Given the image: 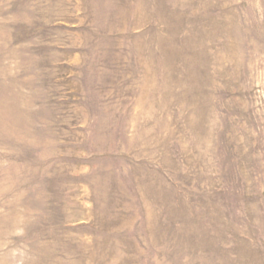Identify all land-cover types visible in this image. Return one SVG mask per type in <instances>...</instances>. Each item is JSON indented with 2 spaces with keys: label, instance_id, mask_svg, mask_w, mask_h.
<instances>
[{
  "label": "rangeland",
  "instance_id": "rangeland-1",
  "mask_svg": "<svg viewBox=\"0 0 264 264\" xmlns=\"http://www.w3.org/2000/svg\"><path fill=\"white\" fill-rule=\"evenodd\" d=\"M0 264H264V0H0Z\"/></svg>",
  "mask_w": 264,
  "mask_h": 264
}]
</instances>
